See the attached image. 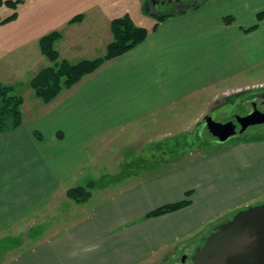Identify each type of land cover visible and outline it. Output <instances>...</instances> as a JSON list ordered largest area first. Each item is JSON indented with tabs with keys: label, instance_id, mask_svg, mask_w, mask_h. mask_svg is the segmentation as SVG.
<instances>
[{
	"label": "crops",
	"instance_id": "0c3cea01",
	"mask_svg": "<svg viewBox=\"0 0 264 264\" xmlns=\"http://www.w3.org/2000/svg\"><path fill=\"white\" fill-rule=\"evenodd\" d=\"M34 1L42 7L33 13L54 21L53 29L62 28L54 47L70 62L103 56L114 39L111 21L127 13L150 33L71 88L64 87L49 103L30 84L41 69L53 65L40 42L26 52L20 47L31 41H15L20 27L1 33L4 42L14 40L1 56L21 55L8 61L15 79L2 83L18 85L24 102L23 123L0 133V249L7 251L0 252V264L161 263L162 251L171 246L169 251L177 252L225 209L219 179L211 175L222 155L212 152L215 147L164 173L138 176L132 186L115 191L121 180L104 183L99 180L103 174L94 173L96 146L128 126L164 139L189 130L187 121L179 122L181 109L212 87L243 81L249 70L264 64V19L257 17L264 0H197L193 5L177 0L172 11L154 10L155 15L145 9L150 0ZM151 2L153 9L167 3ZM180 10L185 12L178 14ZM81 14V21L71 22ZM164 14L171 16L157 20ZM91 180L99 182L89 201L68 197L71 187ZM188 190L193 192L190 205L146 217L159 205L185 199Z\"/></svg>",
	"mask_w": 264,
	"mask_h": 264
},
{
	"label": "rangeland",
	"instance_id": "374dc122",
	"mask_svg": "<svg viewBox=\"0 0 264 264\" xmlns=\"http://www.w3.org/2000/svg\"><path fill=\"white\" fill-rule=\"evenodd\" d=\"M163 1L167 3L165 5L157 4V9H153V4L150 2V9L153 12L162 13L176 8L174 2L177 0ZM193 1L197 0H188L190 4ZM25 2L22 0L21 4H23H20L17 10L7 4L0 6V18L9 17L15 11L22 17L17 21V25L7 22L2 27V24H0V83L15 79L13 73L9 71L11 64L8 61L21 59L19 53L14 54L13 52L11 58L8 53L6 56H4L5 53L1 56V53L14 41L4 42L1 33L8 34L11 33L13 27H20V30H18L20 34L15 41L21 44L24 41H31L27 45L18 46L22 51L28 50L26 52H29L33 50V47L39 46L38 42L41 41L43 36L62 29H53L50 24L54 21H48L40 17L41 13H33L35 7L41 8L42 4L34 0H26ZM45 7H47L46 4ZM138 17H140V13ZM136 21L137 23L142 22L141 18L137 17ZM60 32L62 33V31ZM38 36L40 40H34ZM41 64L45 65L43 62ZM21 79L23 78L21 77ZM212 88L213 90L209 92L197 95L194 99L197 101L196 103L187 104L188 106L186 105L185 108L180 110L179 113H181L182 119L179 122L185 120L189 124V130L186 132L165 139L159 136L154 138L148 136L149 132L146 128L134 125L132 127L128 126L119 133H109L96 146V158L94 159L96 170H94V173L98 175L97 177L103 174L101 178L112 176V179L116 177L121 180L120 183H116L117 186H114L115 191L132 186L139 178L138 176L146 179L158 173H164L163 171L169 169V167H178L194 157L204 155V151L211 152L215 147L217 149L212 152H218V158L222 155L223 159L221 161L223 162H218L214 168L215 172L213 170L211 175L219 179L216 186L219 187L222 194L221 207L225 209L214 219V222L204 228L203 232L197 234V238L187 240L186 238L189 236L184 235L182 240L186 239L188 242L182 244L177 252L172 253L173 250L169 251L171 246L162 251L160 254L162 256L164 253L163 257L165 256V259L157 264H177L184 259L185 254L190 255L193 253L194 249L190 248V245L196 242L202 243L219 223L229 220L232 215L241 209L264 204V104L254 98L260 96V94L264 95V64L249 70L243 81H236L235 79ZM26 96L29 97V94L26 93ZM249 98L258 104L255 113L260 123L250 125L243 133L227 139L226 142H220L208 135L206 121H204L206 115L218 120L221 118L220 120L223 121L225 116L245 113L248 111L247 105H249V108L251 107L249 102L247 103V101H250ZM262 100H264V97ZM195 117H198V119ZM161 129L157 128V131L159 132ZM257 137L261 140H258ZM257 142H260V144ZM99 180L95 182H99ZM93 191L94 188L92 194ZM189 191L191 195L187 194ZM187 192L186 198H191L193 195L192 190ZM185 246L190 249L185 248ZM0 252L3 255L7 253V251H1V249ZM159 255L157 258H159Z\"/></svg>",
	"mask_w": 264,
	"mask_h": 264
},
{
	"label": "trees",
	"instance_id": "16d2710c",
	"mask_svg": "<svg viewBox=\"0 0 264 264\" xmlns=\"http://www.w3.org/2000/svg\"><path fill=\"white\" fill-rule=\"evenodd\" d=\"M21 2L22 0H0V6L7 4L9 7L11 6L17 10ZM150 2L151 0L147 2L145 6L146 12L149 15H155L156 12L150 9ZM184 12L185 10H180L178 14ZM18 15V12L15 11L9 17L4 19L0 18V23L4 24L11 22V20L16 19ZM169 16L171 15H159L157 20L162 21ZM257 17L259 21L263 20L264 10L258 12ZM82 18V15L76 16L71 19V22L81 21ZM111 22L114 39L108 43L106 53L94 59H83L78 62H70L67 59L61 58L60 52L54 47V44L62 37V33L58 30L43 36L40 41V49H42L46 57L53 61V65L41 69L31 79L30 84L34 88L36 95H39L46 103H49V101L58 96L64 87L71 88L72 85L78 83L84 75L95 72V69L107 60L113 59L139 45L150 33L147 28L137 26L129 13L124 16L116 17ZM157 25L158 23L153 29H155ZM257 25L258 24L249 29H255ZM17 88L18 85L15 84L0 83V133L15 130V128L23 123L21 107L24 102V96L17 91ZM257 139L261 140L259 137H257ZM111 180L112 176H104L101 178V181L104 183H110ZM95 184L96 182L91 180L87 185H76L68 190L67 195L76 202H87L92 196V190L95 188ZM187 194L191 195V192L189 191ZM191 203V199L185 198L182 199V201L159 205L158 208L149 211L146 217H158L159 215L171 213V211L183 209V207Z\"/></svg>",
	"mask_w": 264,
	"mask_h": 264
},
{
	"label": "water",
	"instance_id": "95a60500",
	"mask_svg": "<svg viewBox=\"0 0 264 264\" xmlns=\"http://www.w3.org/2000/svg\"><path fill=\"white\" fill-rule=\"evenodd\" d=\"M260 123L256 113L233 116L226 123L209 118L207 133L220 142L243 133L250 125ZM186 257V255H185ZM184 257V260H185ZM191 264H264V204L237 211L218 224L196 246Z\"/></svg>",
	"mask_w": 264,
	"mask_h": 264
},
{
	"label": "flooded vegetation",
	"instance_id": "af4514ba",
	"mask_svg": "<svg viewBox=\"0 0 264 264\" xmlns=\"http://www.w3.org/2000/svg\"><path fill=\"white\" fill-rule=\"evenodd\" d=\"M264 94V93H263ZM264 97V95H261L260 94V96H258V97H254L255 99H258V100H260L261 101V104H264V100H262V98ZM250 99V98H249ZM248 99V100H249ZM249 102V104L251 105V107L249 108V105H247L248 106V111L247 112H245V113H238V114H240L241 116H247V115H249L250 113H255L257 110L256 109H258V104L257 103H255V102H253L251 99H250V101H247V103ZM245 114V115H244ZM235 114H233V115H231V116H225V119L222 121V120H218V119H216V118H213V120L215 119L216 121H219V122H222V123H226L227 121H229V120H231V118L234 116ZM209 118H212V117H210V116H208V115H206L205 116V118H204V121H206L207 122V120L209 119ZM252 126V125H251ZM187 255H189V254H187ZM177 264H191V262H190V259L188 258V256H186L185 257V260L183 259V260H181V261H179Z\"/></svg>",
	"mask_w": 264,
	"mask_h": 264
}]
</instances>
